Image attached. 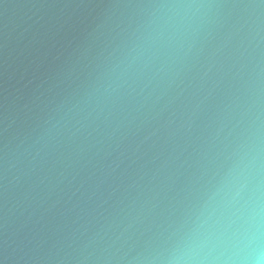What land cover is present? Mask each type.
I'll return each instance as SVG.
<instances>
[{"label":"water","instance_id":"95a60500","mask_svg":"<svg viewBox=\"0 0 264 264\" xmlns=\"http://www.w3.org/2000/svg\"><path fill=\"white\" fill-rule=\"evenodd\" d=\"M264 232V0H0V264H226Z\"/></svg>","mask_w":264,"mask_h":264},{"label":"clouds","instance_id":"9594fccd","mask_svg":"<svg viewBox=\"0 0 264 264\" xmlns=\"http://www.w3.org/2000/svg\"><path fill=\"white\" fill-rule=\"evenodd\" d=\"M235 248L226 264H264V232L259 222L250 233H242L236 238Z\"/></svg>","mask_w":264,"mask_h":264}]
</instances>
